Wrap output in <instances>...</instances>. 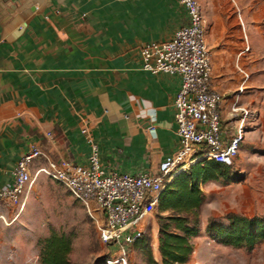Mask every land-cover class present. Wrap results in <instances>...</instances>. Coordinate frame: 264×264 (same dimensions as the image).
Here are the masks:
<instances>
[{
  "label": "crops",
  "instance_id": "1",
  "mask_svg": "<svg viewBox=\"0 0 264 264\" xmlns=\"http://www.w3.org/2000/svg\"><path fill=\"white\" fill-rule=\"evenodd\" d=\"M229 22L220 31L231 44ZM183 23L175 0H0V188L31 144L51 161L85 165L82 122L105 172H156L177 149L171 103L179 79L142 71L137 50ZM206 48L210 87L224 99L221 129L231 135L237 117L230 109L251 114L240 101L246 81L226 82L224 55L207 41ZM249 134L238 153L250 146Z\"/></svg>",
  "mask_w": 264,
  "mask_h": 264
},
{
  "label": "rangeland",
  "instance_id": "2",
  "mask_svg": "<svg viewBox=\"0 0 264 264\" xmlns=\"http://www.w3.org/2000/svg\"><path fill=\"white\" fill-rule=\"evenodd\" d=\"M196 1L203 18L205 45L207 41L213 50L224 55L226 82L235 84L239 78L236 70L231 77L227 68L233 70L236 54L243 51L237 63L248 76L240 101L251 111L245 121L250 146L240 153L238 148L230 167L222 166L220 174L199 184L203 201L194 213L154 211L145 224L144 235L131 247V264H161L158 228L171 230L172 224L166 219L176 214L189 222L196 216L197 221L196 236L189 240L191 253L185 264H262L264 242L252 251L243 246H223L212 240L210 228L224 227L230 215L264 218V0ZM229 19L230 38L234 42L231 44L226 43L220 31V26ZM223 100L221 96V103ZM204 162L208 161L197 163ZM33 168L30 165L29 171ZM50 232L70 238L68 264H102L106 252L113 250L98 240L94 225L81 205L61 186L39 176L18 217L9 225H0V264H40V248Z\"/></svg>",
  "mask_w": 264,
  "mask_h": 264
},
{
  "label": "built area",
  "instance_id": "3",
  "mask_svg": "<svg viewBox=\"0 0 264 264\" xmlns=\"http://www.w3.org/2000/svg\"><path fill=\"white\" fill-rule=\"evenodd\" d=\"M175 2L183 13L184 23L169 38L140 44L137 50L142 71L179 79L171 103L177 139L174 153L164 157L154 173L105 172L98 160L97 146L86 123L82 122L79 133L89 148L86 164L51 161L35 145H29L11 171L12 182L0 188V225H9L18 217L35 180L44 176L81 205L94 225L98 240L105 247H112L113 250L103 257L102 264H131V247L144 235L145 224L155 211L158 197L176 169L187 170L198 157L224 167L232 165L250 113L233 106L230 112L237 117L233 133L224 135L219 118L221 96L210 87L200 7L196 0ZM242 53L241 50L236 54L234 63L241 84L248 78L237 63ZM241 84L237 94L242 92ZM36 159H42L44 164L30 172L29 167Z\"/></svg>",
  "mask_w": 264,
  "mask_h": 264
},
{
  "label": "trees",
  "instance_id": "4",
  "mask_svg": "<svg viewBox=\"0 0 264 264\" xmlns=\"http://www.w3.org/2000/svg\"><path fill=\"white\" fill-rule=\"evenodd\" d=\"M196 162L186 172H180V169L173 172L171 181L158 197L155 211L194 213L198 210L203 201L199 184L220 174L222 165L213 161L200 164ZM166 220L172 224V229L167 230L162 226L158 228L157 250L161 264H185L191 253L189 240L196 236V216L191 222L177 214ZM227 221L228 226L210 228L212 240L223 246H243L247 251L264 242V218L230 215ZM69 247L70 238L67 235L50 232L42 242L39 263L68 264Z\"/></svg>",
  "mask_w": 264,
  "mask_h": 264
},
{
  "label": "bare ground",
  "instance_id": "5",
  "mask_svg": "<svg viewBox=\"0 0 264 264\" xmlns=\"http://www.w3.org/2000/svg\"><path fill=\"white\" fill-rule=\"evenodd\" d=\"M198 159H201L200 157L196 158L192 163H195Z\"/></svg>",
  "mask_w": 264,
  "mask_h": 264
}]
</instances>
